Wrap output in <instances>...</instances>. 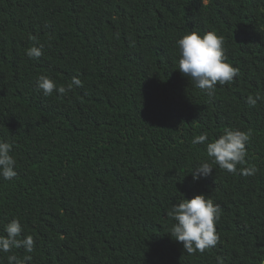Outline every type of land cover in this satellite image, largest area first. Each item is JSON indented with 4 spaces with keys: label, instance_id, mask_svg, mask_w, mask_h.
Masks as SVG:
<instances>
[{
    "label": "trees",
    "instance_id": "obj_1",
    "mask_svg": "<svg viewBox=\"0 0 264 264\" xmlns=\"http://www.w3.org/2000/svg\"><path fill=\"white\" fill-rule=\"evenodd\" d=\"M192 31L239 69L211 95L178 71ZM41 75L81 86L45 97ZM225 129L251 130L245 163L194 182ZM0 141L18 174L0 177V236L15 219L34 240L0 264H264V0H0ZM196 195L220 206L219 241L189 254L166 213Z\"/></svg>",
    "mask_w": 264,
    "mask_h": 264
},
{
    "label": "clouds",
    "instance_id": "obj_2",
    "mask_svg": "<svg viewBox=\"0 0 264 264\" xmlns=\"http://www.w3.org/2000/svg\"><path fill=\"white\" fill-rule=\"evenodd\" d=\"M178 46V71L191 80L195 88L206 90L209 95L219 83L225 85L234 80L239 75V69L227 63L224 51V38L217 36L215 32H206L201 36L198 32L192 31L177 40ZM26 55L30 59L39 58L42 55L41 48L31 47L26 50ZM37 88L43 96L49 97L53 92L61 95L72 90L73 86H81V80L74 76L71 84L67 88L56 86L55 81L47 76L41 75L36 81ZM259 96L249 95L247 103L255 106ZM251 130L247 132L239 130L225 129L224 133L212 142L206 144V153L209 162H202L195 167L192 172V179L198 182L201 178L212 174V164L228 173H236L237 165L245 163L246 145L251 137ZM207 133L193 138L192 144H204L207 141ZM12 145L8 142L0 141V177L4 180L12 181L17 177L14 170L16 160L10 154ZM257 169L245 167L240 169V174L252 176ZM220 206L213 203L212 199L204 195H196L188 200L183 198L178 203L171 205L167 211V216L171 217L174 223L170 229V236L175 241L181 243L184 251L189 254L196 252L204 253L205 250L216 246L219 235L216 232L215 224L220 220ZM6 236H0V252L7 253L13 247H23L27 253L34 249V240L31 235L19 239L23 231L18 220H12L5 226ZM30 255L25 256L23 261L16 256H9V264H24L31 261ZM218 264H222L218 262Z\"/></svg>",
    "mask_w": 264,
    "mask_h": 264
}]
</instances>
